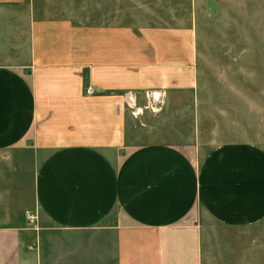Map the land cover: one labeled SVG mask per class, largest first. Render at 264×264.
<instances>
[{"label": "crops", "instance_id": "0c3cea01", "mask_svg": "<svg viewBox=\"0 0 264 264\" xmlns=\"http://www.w3.org/2000/svg\"><path fill=\"white\" fill-rule=\"evenodd\" d=\"M235 4L0 0V264H202L201 215L258 230L243 259L264 264V144L202 149L195 124L126 147L127 106L197 96L199 66L264 67V46L199 47Z\"/></svg>", "mask_w": 264, "mask_h": 264}, {"label": "rangeland", "instance_id": "374dc122", "mask_svg": "<svg viewBox=\"0 0 264 264\" xmlns=\"http://www.w3.org/2000/svg\"><path fill=\"white\" fill-rule=\"evenodd\" d=\"M235 3L236 22L230 35L215 32L213 35L220 36L211 42L200 37L199 47L217 45L222 50L230 48L235 52H223L226 56H241L242 50L264 46V0H235ZM229 65L216 69L199 66L197 96L184 92L179 98L165 97L145 107L127 106L126 147L153 142L191 144L195 124L203 130V139L198 140L200 144L205 141L202 149L225 139L264 144V67L239 68L235 62ZM200 217L202 264L261 263L243 259L258 237V230L228 228L208 217Z\"/></svg>", "mask_w": 264, "mask_h": 264}, {"label": "built area", "instance_id": "2783aa9c", "mask_svg": "<svg viewBox=\"0 0 264 264\" xmlns=\"http://www.w3.org/2000/svg\"><path fill=\"white\" fill-rule=\"evenodd\" d=\"M86 93H87V94H91V91H90V90H86ZM34 219H35V216H34V215H32V214H27V220H28L30 223H32V222L34 221Z\"/></svg>", "mask_w": 264, "mask_h": 264}]
</instances>
